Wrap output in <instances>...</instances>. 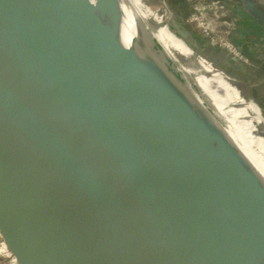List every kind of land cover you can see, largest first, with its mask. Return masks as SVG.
<instances>
[{
	"label": "water",
	"instance_id": "water-1",
	"mask_svg": "<svg viewBox=\"0 0 264 264\" xmlns=\"http://www.w3.org/2000/svg\"><path fill=\"white\" fill-rule=\"evenodd\" d=\"M236 2L264 31V4ZM126 12L124 0H0L1 235L20 264H264V206L245 195H264L251 173L264 177L198 82L188 94L158 62L154 24Z\"/></svg>",
	"mask_w": 264,
	"mask_h": 264
},
{
	"label": "rangeland",
	"instance_id": "rangeland-1",
	"mask_svg": "<svg viewBox=\"0 0 264 264\" xmlns=\"http://www.w3.org/2000/svg\"><path fill=\"white\" fill-rule=\"evenodd\" d=\"M139 1L150 10L155 20L160 24L163 22L169 33H171L168 27L169 19L173 24L177 22L179 29L186 33L190 44L200 55L198 58H200L206 70L215 76L220 74L229 82L227 83L222 79L225 83L217 81L216 85H220L226 95H228L230 89L232 91L238 89L242 99L239 103L245 107L247 99L264 121V42H260L258 40L260 38L257 37L264 31L245 15L241 7H235L236 0ZM257 1L264 4V0ZM150 22L153 23L152 20L140 21L142 28L146 31L150 30L148 28ZM246 23L251 26L253 24V27ZM250 45H256L257 47L252 46L250 49ZM156 47L162 52L159 44ZM163 49L166 56L165 54L162 56L163 58L158 56V62L162 67L169 70L172 75L176 76L175 81H177V85H181L184 92L197 95L199 88L193 82L194 77L184 68L179 58L170 55L164 47ZM189 61L198 66L193 59H189ZM199 68L202 70L201 66ZM231 83L236 89L232 87ZM232 99L234 100V98ZM239 110L243 111L248 118L249 115H253L257 120V117L247 111L246 108ZM248 112L251 114H248ZM248 118L244 120L246 121ZM255 125L259 126L253 129L255 135L259 133V136L264 139L263 123L261 125L255 122ZM231 147L229 146V148ZM252 169L260 171L255 164L252 165ZM261 174L264 177L262 172ZM251 175L255 181L264 184V181L258 178L257 174L251 173Z\"/></svg>",
	"mask_w": 264,
	"mask_h": 264
},
{
	"label": "bare ground",
	"instance_id": "bare-ground-1",
	"mask_svg": "<svg viewBox=\"0 0 264 264\" xmlns=\"http://www.w3.org/2000/svg\"><path fill=\"white\" fill-rule=\"evenodd\" d=\"M124 2L126 5L128 22L130 24H132L137 19L142 21L152 20L155 29V35L154 37L151 36V38H156L158 42H160L159 44L163 46L166 50H168V53L172 54V56H174L175 58H179L181 60L184 65V68L188 72H190V75L194 77L196 82H198L204 93L207 95L208 98H210V101L212 100L214 106L218 107V111H215L218 113L219 117L222 119L224 118V120L227 119L230 123V125H224V129L228 132L230 137H232L242 147L243 151L250 158V160L255 165H257V167H259V170L264 174V140L259 138L258 135H255V130H253L255 127H258V125H255L254 120L249 119L245 115V113H243V111L241 112V110H236L234 108L236 107L235 104H240L239 101L242 100L241 97L231 89L229 90L231 93H229V99L227 100L225 99L227 97L218 93V91L217 93L214 92V87H212V84L214 82L218 83L217 81H220V83H225L223 82V78L220 76V74H217V76L214 77H209L210 79H208V77H206L207 75H205L198 66L189 61V59H191L190 52L184 46V44L178 38L174 37V35L169 33L168 30L164 27V25H160V23L154 19V16H152V13L146 6L142 5L139 0H124ZM232 98H234V100ZM199 100L201 103H204L205 101V99L201 96H199ZM219 100H222V102L224 103L221 104ZM245 108L247 109V111L253 113L257 117V120H262L260 114L257 113L252 107V105L247 101ZM251 113L248 112V114ZM154 115L163 122L172 125L181 124L183 127L191 131L197 130L199 127H201V121L199 118L183 123L166 109H162ZM238 118L243 121H240ZM245 118L248 119H246L245 121ZM245 195L252 201L264 206V195H260L258 193H255V195L245 193ZM255 260V257L252 258V261Z\"/></svg>",
	"mask_w": 264,
	"mask_h": 264
},
{
	"label": "crops",
	"instance_id": "crops-1",
	"mask_svg": "<svg viewBox=\"0 0 264 264\" xmlns=\"http://www.w3.org/2000/svg\"><path fill=\"white\" fill-rule=\"evenodd\" d=\"M260 36L264 37V32ZM0 264H20L0 233Z\"/></svg>",
	"mask_w": 264,
	"mask_h": 264
},
{
	"label": "trees",
	"instance_id": "trees-1",
	"mask_svg": "<svg viewBox=\"0 0 264 264\" xmlns=\"http://www.w3.org/2000/svg\"><path fill=\"white\" fill-rule=\"evenodd\" d=\"M258 38H260V39H258V40H261V38L263 37V36H257ZM260 42H262V41H260ZM245 45V44H244ZM243 45V46H244ZM252 46H255V45H252ZM256 47V46H255ZM255 47H253L254 49H255ZM250 49L252 48V47H249ZM255 51H256V49H255ZM250 52V51H249Z\"/></svg>",
	"mask_w": 264,
	"mask_h": 264
}]
</instances>
